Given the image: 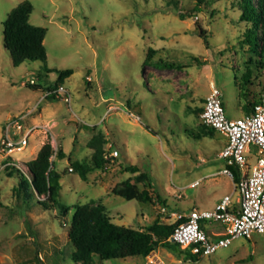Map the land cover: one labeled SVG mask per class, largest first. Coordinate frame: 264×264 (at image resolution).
Here are the masks:
<instances>
[{
  "label": "rangeland",
  "instance_id": "1",
  "mask_svg": "<svg viewBox=\"0 0 264 264\" xmlns=\"http://www.w3.org/2000/svg\"><path fill=\"white\" fill-rule=\"evenodd\" d=\"M24 1L0 0V124L32 111L26 123L33 128L26 147L10 158L0 153V264H80L68 236L79 208L138 229L157 218L173 223L172 211L214 209L231 193L233 182L219 158L227 140L201 114L212 81L222 88L230 118L264 99V0H256L262 21L255 52L244 40L252 25L241 21V0H27L34 7L30 22L46 29L47 61L15 66L4 46V22ZM68 68L73 73L60 82L57 69ZM31 77L39 89L29 86ZM59 84L71 103L41 100L47 86ZM46 142L55 150L62 185L59 203L49 209L38 203L46 196L31 188L17 194L19 175L5 169L20 167L29 177L26 163ZM114 149L119 157L86 180L73 169L76 161L93 165V156ZM256 152L251 146L246 154L250 169ZM127 179L144 193L140 201L113 194ZM194 180L200 184L190 188ZM178 251L159 246L152 252L165 264H264V233L235 239L198 260ZM149 262L147 256H94L91 264Z\"/></svg>",
  "mask_w": 264,
  "mask_h": 264
},
{
  "label": "trees",
  "instance_id": "2",
  "mask_svg": "<svg viewBox=\"0 0 264 264\" xmlns=\"http://www.w3.org/2000/svg\"><path fill=\"white\" fill-rule=\"evenodd\" d=\"M204 1L198 0V4ZM240 5L242 7L241 21H246L252 25L246 32L244 40L255 52L260 41L258 32L262 21L261 13L256 0H241ZM33 11L32 3L26 0L16 6L4 22V46L9 51L15 66L25 61H47L44 45L46 29L30 22ZM149 62L150 55L146 60V63ZM51 70L48 69V71ZM57 72L58 80L61 82L73 73V69H57ZM29 86L33 89H39L41 85L37 82L33 85L29 83ZM50 88L51 86H47L45 90ZM47 98L50 100L58 99L54 95ZM253 104H250L246 112L251 110ZM209 128L215 130L210 126ZM54 154L55 150L52 145L49 142L44 143L37 156L26 163L29 177L15 166L8 165L5 168L10 172V175L16 173L19 175L18 187H15L17 194L21 195L31 188L36 195L46 196V201H38L45 209L51 208L52 204L59 203L58 198L62 188L61 174L52 161ZM106 154L93 156V165H83L76 161L73 163V169H78L82 178L86 180L88 173L95 168L104 167L109 162L105 158ZM56 156L63 159L65 154L59 149ZM127 170L132 173L140 171L137 166H130ZM239 178L240 176L235 174L234 181L237 183ZM112 192L127 201H140L141 198H144V193L140 192L138 186L129 179L117 183ZM175 226L176 223L165 222L161 218H157L154 223L147 225L145 228L136 229L115 224L109 216L101 212L93 213L84 208H79L74 213L68 229L69 240L76 250L72 255V259L76 263L91 264L94 256H98L101 260L147 256L157 247L163 246L171 250H179L178 252L188 259L198 260L199 257L192 255L189 248L183 249L169 240Z\"/></svg>",
  "mask_w": 264,
  "mask_h": 264
},
{
  "label": "built area",
  "instance_id": "3",
  "mask_svg": "<svg viewBox=\"0 0 264 264\" xmlns=\"http://www.w3.org/2000/svg\"><path fill=\"white\" fill-rule=\"evenodd\" d=\"M28 82L33 85L38 81L31 77ZM51 95L71 103V94L62 84L45 90L41 100ZM222 97V88L212 81L201 117L206 125L227 140L219 158L225 161L223 172L231 180L235 178L231 167L240 172L239 181L234 183V193L238 190V197L235 199L234 193L227 194L214 209L193 208L188 213L172 211L169 218L176 223L169 240L183 249L189 248L191 254L199 258L228 247L235 239H251L254 233H264V99L254 103L243 116L233 119L226 114ZM31 112L11 116L0 124V153L6 158L29 144L33 128L26 122ZM131 116L140 120L139 115L131 113ZM251 146L257 148L258 158L250 169L246 154ZM118 157L117 149L105 155L108 161ZM199 184L200 180H196L190 187L195 188ZM147 258L150 264H165L154 252L149 253Z\"/></svg>",
  "mask_w": 264,
  "mask_h": 264
},
{
  "label": "crops",
  "instance_id": "4",
  "mask_svg": "<svg viewBox=\"0 0 264 264\" xmlns=\"http://www.w3.org/2000/svg\"><path fill=\"white\" fill-rule=\"evenodd\" d=\"M245 113H246V112H243L241 116H243ZM241 116H240V117H241ZM221 160H222V159H221ZM230 180H231V179H230ZM194 181H196V180H194ZM231 181L233 182V185H234L235 181H234V180H231ZM192 183H193V182H192ZM192 183H191V184H192ZM191 184H190V185H191ZM189 187H190V186H189ZM190 188H191V187H190ZM195 188H197V187H195ZM234 191H235V186H234V189L231 191V193H234ZM231 193L229 192V194H231ZM227 194H228V193H225L224 195H227ZM222 198H223V197H222ZM219 201H220V200H219ZM219 201H218V202H219ZM218 202H217V203H218ZM217 203H216V204H217ZM215 206H216V205H215ZM193 208H196V206H193L191 209H193ZM181 212H183V211H181ZM188 212H189V211H187V212H185V213H188ZM186 258H187V257H186Z\"/></svg>",
  "mask_w": 264,
  "mask_h": 264
}]
</instances>
